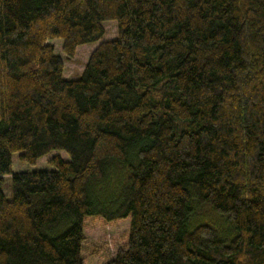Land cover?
Instances as JSON below:
<instances>
[{
    "label": "trees",
    "instance_id": "16d2710c",
    "mask_svg": "<svg viewBox=\"0 0 264 264\" xmlns=\"http://www.w3.org/2000/svg\"><path fill=\"white\" fill-rule=\"evenodd\" d=\"M89 216L130 219L105 264H264V0H0V264H85Z\"/></svg>",
    "mask_w": 264,
    "mask_h": 264
},
{
    "label": "rangeland",
    "instance_id": "374dc122",
    "mask_svg": "<svg viewBox=\"0 0 264 264\" xmlns=\"http://www.w3.org/2000/svg\"><path fill=\"white\" fill-rule=\"evenodd\" d=\"M104 27L106 29V34L101 41L93 44L80 45L75 56L71 58H69L62 51V39H54L49 42L54 45L55 52L57 54H60L64 60V75L66 78H79L86 67L90 55L98 47V45L102 41L113 40L118 37V25L115 21L104 22ZM19 155L20 154H15L13 158L14 171L53 169V166L49 165V161L52 157L60 155L62 158L68 159V155L65 152L54 151L40 158L35 165H31L20 161ZM115 169L118 171V175L120 176L121 174L123 175V173H125L124 169L120 165L115 166L114 170ZM116 176L117 175H115L114 179H112L113 182H117V179L119 177L116 178ZM7 179L8 177H5V182H8V185L5 183L4 192L8 195L9 198H11L12 193L10 190V179L8 181ZM7 187L9 188V190H7ZM227 220H229V218L226 214L216 211L210 205L203 206L200 211H198L195 218V221H197V223L210 224L222 231L227 229L226 226L227 224H229ZM129 232V218L109 222L102 216H89L86 221L85 241L82 251L85 264H105L106 262L113 259L118 249L127 243Z\"/></svg>",
    "mask_w": 264,
    "mask_h": 264
}]
</instances>
